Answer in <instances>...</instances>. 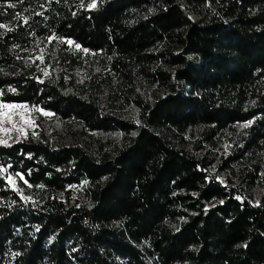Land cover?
<instances>
[{"label":"trees","instance_id":"1","mask_svg":"<svg viewBox=\"0 0 264 264\" xmlns=\"http://www.w3.org/2000/svg\"><path fill=\"white\" fill-rule=\"evenodd\" d=\"M91 2L0 0V264H264V0Z\"/></svg>","mask_w":264,"mask_h":264},{"label":"snow or ice","instance_id":"2","mask_svg":"<svg viewBox=\"0 0 264 264\" xmlns=\"http://www.w3.org/2000/svg\"><path fill=\"white\" fill-rule=\"evenodd\" d=\"M87 7L89 9L95 8L96 7V0H92V2L87 5ZM2 27H4V25H0V28H2ZM67 43L68 44H72V41H67ZM76 47L79 48L80 46L76 45ZM44 75L47 76L48 73L44 72ZM40 82L42 83L43 81H40ZM22 107H25V106L24 105L10 104V103L0 104V131H2L5 134V136H7V139H5L4 137H0V146L11 147V144L8 143V140L12 139V137L9 135V131L10 130L8 128L4 127L5 123H11V116H10L8 110H14V109L22 108ZM43 115L50 116L52 114L49 113V112H44ZM137 123H139V122L137 121ZM250 123L251 122L246 123V124H244L242 126L246 128V127L249 126ZM12 127L15 128L17 131H20V132L23 131L22 129L16 128L15 124H13ZM14 142L18 143L19 139L17 138ZM5 171H7V169L0 168V172H5ZM15 175L17 177H20L21 180L24 179L23 175L21 173H19V172L15 173ZM7 181H8L9 184H13V185L15 184V181H14L12 176H8L7 177ZM24 182L27 184V181H24ZM28 186L31 187V185H28ZM18 191H20V190H18Z\"/></svg>","mask_w":264,"mask_h":264},{"label":"rangeland","instance_id":"3","mask_svg":"<svg viewBox=\"0 0 264 264\" xmlns=\"http://www.w3.org/2000/svg\"><path fill=\"white\" fill-rule=\"evenodd\" d=\"M46 45H47V43L44 44V42L41 41L40 39H36V41L33 43V45L31 46V48L29 50V55L31 56L32 61H38L42 65L41 57L46 52V49H45ZM8 111H9V114L11 116V123H5L4 124L5 126H8L7 127L8 129L13 131L14 128L12 127V125L15 124L16 128L25 129V127H26V129L28 128L27 130H33V126H32L33 119L37 116L35 111L34 112L33 111H29L28 112L27 110H24V109H20V110L19 109H14V110H8ZM17 111L30 113L31 114L30 120L27 121V122L19 121L18 118H16ZM4 136H5V134H2L1 131H0V137H4ZM13 179H14V177H13ZM14 181H15V184L14 185L10 184L11 187H15L16 186V180L14 179Z\"/></svg>","mask_w":264,"mask_h":264},{"label":"built area","instance_id":"4","mask_svg":"<svg viewBox=\"0 0 264 264\" xmlns=\"http://www.w3.org/2000/svg\"><path fill=\"white\" fill-rule=\"evenodd\" d=\"M16 105H24L25 107H22V108H18L19 110L20 109H24V110H27L28 112L29 111H35V107H29V106H27L26 104H16ZM40 112L43 114L44 113V111H41L40 110ZM30 117H31V114L30 113H25V112H20V111H17V113H16V118H18V120L19 121H24V122H27V121H29L30 120ZM33 117V116H32ZM4 127L5 128H7L8 126H5L4 125ZM10 130V129H9ZM11 131V130H10ZM9 131V132H10ZM1 133L2 134H4L2 131H1Z\"/></svg>","mask_w":264,"mask_h":264}]
</instances>
